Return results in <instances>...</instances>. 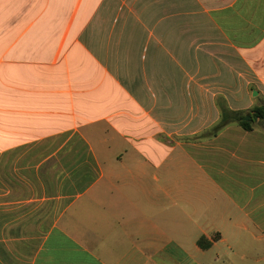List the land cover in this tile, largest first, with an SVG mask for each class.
<instances>
[{
  "label": "crops",
  "instance_id": "crops-1",
  "mask_svg": "<svg viewBox=\"0 0 264 264\" xmlns=\"http://www.w3.org/2000/svg\"><path fill=\"white\" fill-rule=\"evenodd\" d=\"M261 103L264 0H0V264H239Z\"/></svg>",
  "mask_w": 264,
  "mask_h": 264
},
{
  "label": "trees",
  "instance_id": "trees-1",
  "mask_svg": "<svg viewBox=\"0 0 264 264\" xmlns=\"http://www.w3.org/2000/svg\"><path fill=\"white\" fill-rule=\"evenodd\" d=\"M235 121L246 130H253L256 122L264 123V103L257 104L248 110H232L223 107L221 110V120L214 126V132H217L229 122ZM199 244L202 247H208L209 242L206 236L199 238Z\"/></svg>",
  "mask_w": 264,
  "mask_h": 264
},
{
  "label": "rangeland",
  "instance_id": "rangeland-1",
  "mask_svg": "<svg viewBox=\"0 0 264 264\" xmlns=\"http://www.w3.org/2000/svg\"><path fill=\"white\" fill-rule=\"evenodd\" d=\"M263 102V101H262ZM257 133H263L264 132V123L260 121L259 124L256 123ZM255 134V133H254ZM256 160L250 161L248 160L246 162V165L249 168L252 167H258L263 166L264 164H261L259 159H264V155L257 154L253 157ZM264 179V177L261 179V181ZM259 182L260 180H256ZM230 256H234L236 260L239 262V264H264V240L257 243L255 247H252L251 249L245 250L243 252L239 253H230ZM222 264V263H220Z\"/></svg>",
  "mask_w": 264,
  "mask_h": 264
},
{
  "label": "water",
  "instance_id": "water-1",
  "mask_svg": "<svg viewBox=\"0 0 264 264\" xmlns=\"http://www.w3.org/2000/svg\"><path fill=\"white\" fill-rule=\"evenodd\" d=\"M254 94H255V95H257V94H258V92L255 90V91H254Z\"/></svg>",
  "mask_w": 264,
  "mask_h": 264
}]
</instances>
